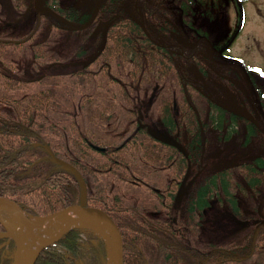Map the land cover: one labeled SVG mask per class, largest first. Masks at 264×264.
<instances>
[{"label":"trees","instance_id":"trees-1","mask_svg":"<svg viewBox=\"0 0 264 264\" xmlns=\"http://www.w3.org/2000/svg\"><path fill=\"white\" fill-rule=\"evenodd\" d=\"M7 1L9 5L10 1ZM18 1L29 5L31 0ZM47 2V7L75 23L85 24L92 15L91 10L88 13L86 7L63 8L64 6L57 4V0ZM185 2L186 0H178L184 8ZM100 4L101 10L96 22H104L100 30H104L105 34H95L96 23L85 30V35L78 40V49L73 58L88 57V61L79 68L75 66L74 70H66L76 85L89 88V85L95 83L102 87V74L109 77V81H115L117 78L112 68L113 62H118L119 67L132 62L135 72L144 74L147 58H150L151 65L158 63L164 67V72L170 71L167 55L144 45V39H148L143 37L142 28L127 9V6L134 7L133 2L100 0ZM18 10L20 8H14L16 13ZM5 12L8 15L12 13L11 9ZM183 15L186 18L187 14ZM37 16L36 22L33 21L29 28V33L19 32L16 36L11 34L15 30L13 29L7 33L8 37H0V197L14 200L29 214L41 217L81 202L78 179L48 157L49 153L45 148L48 145L59 158L67 160L81 171L89 189L88 205L105 210L116 220L123 235L125 264H264V230L259 233L250 229L241 243H204L205 237L202 236V228L205 227L203 215L212 206L211 200L218 190L225 193L226 204L232 214L239 218L245 217L236 190L239 187L248 196L251 190L260 189L264 185V158L257 156L255 160L236 162L235 165L213 172L207 170L208 174L195 187L194 199L188 205L182 206L183 219L180 221L173 202L174 197L171 198L173 194L167 190L164 191L170 195L168 199L163 198V204L161 199L152 205H146L145 202L129 203L111 183L110 177L128 184L142 182L136 174L152 169L157 154H160L161 160L162 147L165 145L160 143V148L156 150L153 139L141 136L140 129L138 134L132 129L124 138L104 144L98 138L97 128L102 126L98 123L112 118L97 112L95 114H99L98 117L84 116L86 120H83V129L75 126L78 124L75 118L63 128L58 125L52 118L54 116L50 115L59 113L54 102L57 87L62 83L59 78L63 74L58 75L55 69L64 56L61 50L54 47V42H60V38L56 36L58 31L60 35L63 31L66 37V31H71V35H77L78 31L54 17L51 12ZM47 18L53 20L49 28L45 27L44 20ZM38 32H43L46 38L35 42L34 37ZM23 34L26 35L22 36ZM72 39L63 38V41ZM99 47L101 48L97 51ZM22 55L23 61L31 65L30 76H10V72L17 71ZM207 59L209 58L205 55L199 54L198 61L193 62L192 66L177 68V71H183L181 77L184 79V87L193 84L188 81V71L191 77L200 80L196 85L202 86L211 80L208 77L211 71ZM182 60L186 61L183 57ZM40 65L46 66L45 72H37ZM30 84L40 85L41 89L38 92L25 93L24 90ZM239 87L230 80L219 86V91L224 95L232 88L239 90ZM258 90L256 96L264 110V88L258 85ZM241 92L244 101L237 106H231L224 100L221 102L215 95L207 97L204 93L200 94L203 99L196 103L198 111L195 108L193 110V107L191 109L183 106L184 112L193 120L188 129L193 135L192 140L190 139V152L195 165L201 164L208 152L209 137H205V133L211 132L212 126L221 133L226 132L221 138L222 141H232L234 136L243 132L244 146L251 143L253 137L264 142L263 133L254 122L256 119L248 116V112L254 110L251 96L247 91L243 94ZM89 98L84 102L85 105H81V110L84 109L83 106L87 110L91 108L94 100L93 96ZM259 118L263 121L262 117ZM199 119L203 123L199 124ZM172 121L175 128L177 124L174 119ZM67 126H72L75 133H66ZM100 146L106 149L98 150ZM75 150L77 155L74 156ZM183 161L180 166L185 168L187 163L185 159ZM236 170L244 172L245 183L237 182L234 174ZM183 173H178L180 179ZM153 191L157 195L158 190L154 188ZM2 229L0 224V232ZM15 251L16 246L10 254L4 255V251H0V264H11ZM110 254L109 243L101 234L91 228L78 226L70 229L57 242L47 245L38 255L35 264H109Z\"/></svg>","mask_w":264,"mask_h":264},{"label":"flooded vegetation","instance_id":"flooded-vegetation-1","mask_svg":"<svg viewBox=\"0 0 264 264\" xmlns=\"http://www.w3.org/2000/svg\"><path fill=\"white\" fill-rule=\"evenodd\" d=\"M35 1L36 0H34L33 4L31 5H24L22 3H19L18 0H14V3L12 2L14 6H10L6 9L25 7L35 8ZM90 1H95V7H93V10H91V19L97 9V4L99 3L100 6L101 4L100 0ZM129 1L133 2L134 7L129 8V6H127V9L130 11L131 17L133 16V18L142 28V32L144 34L143 37H146L148 39H144V45L153 49H157V52L163 54L164 56L167 55L170 60V71L164 72V67L158 63L151 65L150 58H147L148 61L146 62L144 68L145 73L141 78H143V80L145 81L148 80L147 88L152 92V95L149 99L150 103L146 105L145 110V101H143L142 97H139V94H137L138 91L135 85V78L139 77V74L135 72L136 68L134 63L128 62L126 63V65L119 67L118 62H113L112 68L116 73L117 79L115 81H109V77H106L104 76V74H102L101 81L103 82V85L105 81H109L110 83L115 82L119 84V99H122V102H124V104H121L115 110H105V112L101 114H106L107 116H113V114L132 116L134 127L129 128L127 132L133 129L136 134H138L139 129L142 130V132H140L139 134L146 139L151 137L154 142L153 144L156 145V150L160 148V143H162V146L165 145L164 147H162L163 153L161 155V160L159 158L160 154H157L156 152V160L155 163L152 164L154 168L140 171L139 175L141 176L138 175V178H141L142 182L131 184H144L145 182L143 181L146 180V178L150 177L147 174H150L151 176L155 174L157 177H155L154 179L157 180L154 182V184H148L147 186H145L147 187L146 190L151 191V194H149L148 192H146L147 195L143 193L142 199H148L154 196L155 198H157L156 202H159V199H161L163 204V198L167 197L168 199V195L173 194V196L171 195V198L173 199L174 197L173 202H175V207L177 208L178 212L177 217H179L180 221L183 219V216L181 214L182 206L188 205L189 202L194 199V193L196 191L195 187L200 185V181L206 174H208L206 173V171L211 167V163L207 159L208 152L205 154V157L203 158L201 164L195 165L192 160L190 152V139L191 137H193V135L189 131L188 127L189 125H191V123H193V120L192 117L189 119V116L183 110V106H188L191 109L193 107V110L194 108L197 109L196 103L198 104L203 99L200 97L201 93H204L207 97L215 95L216 98H218L221 102L222 100L225 101L226 97L222 94V92L219 91V86L227 84L230 80L234 82L239 80V82H243L244 86L248 88L247 90L249 92V96H251L253 102L254 110H250V112H248V116L252 119H256L254 122L257 124V127L263 133L264 137V117L260 109H263V107L259 104V98H257L256 96V94L259 93V90L258 85H256L257 81L255 80V76L252 74L251 70L242 59H239L229 53L230 48L233 47L234 42L239 38L242 23L247 17L246 7L251 0H186L185 8L181 3H178V0ZM60 4H64V2L60 0ZM9 5H11V3ZM46 5H48L47 0L45 6ZM233 5L236 6V9L238 11L237 19L238 22H241V25L235 32H231V30H229L228 32V21L229 19H231L228 11L229 8ZM185 13L187 14L186 18L183 15ZM98 16L99 14L96 17L97 19ZM97 19L90 25V27L96 23L97 25L95 26V34L101 35L104 30H100L102 24H100V22L97 23ZM67 20L71 19L68 18ZM62 22L64 21L62 20ZM72 22L75 23L74 21ZM62 27L66 28L63 25ZM89 28H86L85 30H88ZM14 29H17V27H15ZM100 48L101 47H99L97 51H99ZM199 54H202V56L205 55L209 58L206 61L208 66H210L211 73L208 75V77H210L211 80L206 81L204 79L206 82L202 86H200V84L196 85V83H199L200 80L197 81L196 78L191 77L190 72L188 71V81L193 84L184 87V79L181 77L183 71H177V68H188V66H192L194 64L193 62L198 61L197 59ZM182 57L186 60L185 62L182 60ZM241 61L245 64L248 73L249 75H251L252 81L255 85L253 96L251 95L249 86L247 85V82L239 69V64ZM103 64H100V66H103ZM124 67H126V69L128 70V74L126 77L127 81H129V86L127 88L124 87L125 85L122 86L120 81V79L122 78L120 73H123ZM220 72H222V74ZM216 73H218L219 75H217ZM196 90L199 93L196 92ZM126 102L131 103L130 106L125 104ZM153 108H155L156 111H154ZM190 114L192 113L190 112ZM259 117H262L263 121H261ZM172 119H174L175 123L177 124L175 128L173 127ZM198 122L199 124L203 123L200 119L198 120ZM149 127H152L158 133L162 132L167 136L172 137L177 142L182 144L187 150V153H189V157H187L186 154L180 151L175 145H169L156 139L149 132ZM224 134H226V132H224ZM209 135L210 132L205 133V137H210ZM98 138L101 140L100 137ZM251 139L252 142L248 145L243 146L244 148L252 146L253 142L256 139H259L261 142H256L255 147L259 146L263 149H256V151L258 152L255 151L256 155L251 160H255L257 156H261L264 158V142H262V140L258 137H253ZM97 149L105 150L106 147L100 146ZM76 151L77 150L74 151V156L77 155ZM48 157L51 159L50 154L48 155ZM177 157L179 158L178 160L176 159ZM183 159H185L187 163V166L185 168L183 165L180 166V164L184 163ZM190 164V175L187 177V172ZM165 165H167L168 167H165ZM182 171L184 173L182 178L180 179L178 173ZM161 173L164 177L160 182L158 178L159 176H161ZM236 173L238 174V177L241 176V178L244 179V172L236 170ZM165 177H167L168 180H166ZM157 185H160L161 188ZM154 188L158 190L157 195H155L153 191ZM261 188L263 189V194L261 193ZM261 188H258L257 190H251L250 194L254 196L262 195V197L264 198V185H262ZM164 190L169 191L170 194H167ZM180 192H183L181 195L182 197L179 196ZM174 195L176 196V198ZM132 196L133 194L127 195V197L125 198L126 201L129 200V203L135 202V200L131 198ZM236 196H238L239 199L248 197L244 195L242 189L239 187L236 190ZM240 196H243V198ZM216 197L214 196L213 199L223 201L226 204L225 193H222L221 198H219L218 195H216ZM213 199L211 200V204ZM165 202H167V200ZM144 204L151 205L148 202H145ZM261 213L263 214H260L259 217L257 216L254 218H247V215L244 214V212V218H239L234 215L237 219L239 218L241 225H243L240 227H243L241 233L244 234V237L247 236L250 229L259 231V233L260 231L264 230V208L261 210ZM192 224L193 226H195L194 222ZM1 232H4V229H2ZM1 240L2 242L0 243V246H5L0 251H4V255L6 253L10 254L12 249L15 247L14 242L11 241L9 244H7L6 238ZM204 243L211 242L204 241ZM213 243L216 244L215 242Z\"/></svg>","mask_w":264,"mask_h":264},{"label":"rangeland","instance_id":"rangeland-1","mask_svg":"<svg viewBox=\"0 0 264 264\" xmlns=\"http://www.w3.org/2000/svg\"><path fill=\"white\" fill-rule=\"evenodd\" d=\"M11 5H8L7 0H0V37L5 38L8 37L7 33L9 34L10 30H13L15 27H17V30H13L11 34L16 35L17 33H29V28L32 26V23L36 22V19L38 18L37 10H35L34 7H25L20 8V10L14 11V9H11V14H6L5 11H7L10 6H14L12 2L14 3V0H9ZM30 1V0H29ZM64 2V4H60V0L57 1V3L60 6H64L63 8L68 7H74V8H81L86 7L87 12L90 10H93L94 1L90 0H61ZM34 0H31L29 5L33 4ZM74 2V3H72ZM5 10L3 11L2 9ZM19 12V13H18ZM229 16L231 19H229L228 23V32L231 30V32H235L239 26L241 25V22H238V11L236 9V6L233 5L229 8ZM246 13L247 17L244 19L242 23V28L240 31L239 38L234 42L233 47L230 48V54L233 56L242 59L245 64L249 67L252 74L255 76V80L257 81V85H261L264 88V0H251L246 7ZM20 16V17H19ZM23 16V17H22ZM45 21V27L49 28L51 22L50 18H47ZM17 22V23H16ZM5 23H9L5 24ZM102 28L104 22H101ZM75 25H79L78 22L75 23ZM202 25V24H200ZM85 29H80L77 35H71V31L67 32V37L65 36V33L63 34V31L60 35L59 31L57 32L56 36L59 39V43L56 44L54 42V47L58 50H61L62 56H64L60 60V65L55 69L56 73L58 75L63 74L59 78V81H62L61 86L57 87L56 90V101L54 102L55 106H57V109L59 110L58 114H52L50 116L52 117L56 122H58V125L63 128V126L67 123H71L72 120L75 118L78 120V124L75 125L76 127H84L83 120H86L84 116H96L98 117L99 114L97 113H104L105 110L110 109H117L121 104H124L122 102V99L120 98L119 94V87L120 85L117 83H110L109 81H105L104 85L102 87H98L95 83L92 85H89V88H85L81 86L76 85L72 78L67 75L66 70L71 71V69L74 70V67L76 68L83 64H85L88 61V57L86 58H78L74 59V55L77 52L78 49V40L80 37H83ZM56 31V30H54ZM44 32V31H43ZM37 33L34 37V41L38 42L40 39L46 38L44 33ZM96 32V31H95ZM70 34V36H68ZM26 34H23L22 36H25ZM83 35V36H82ZM17 36V35H16ZM15 36V37H16ZM21 36V37H22ZM73 38L71 41H63V38ZM80 41V40H79ZM59 45V46H58ZM24 55L21 56V63L18 66L17 71L10 72V76L16 75L17 77H29L31 73V65L25 63L23 61ZM66 58V59H65ZM69 59V60H67ZM23 64V65H21ZM24 70H20V69ZM46 66L40 65L37 72L43 73L45 72ZM55 68V67H53ZM123 73H120L121 75V84L124 87L129 86V81H127V74L128 70L126 67L123 69ZM11 71V70H10ZM234 72V71H233ZM142 75L143 73H139V77L135 78V85L137 89V94H139V97H142V100L145 101L144 107L146 110V105L150 103L149 99L152 95V92L148 90L147 88V82L148 80H143ZM101 81V80H100ZM237 85L240 86L239 90H235L232 88L230 91H228L226 94H224L226 103L228 102L229 105L237 106L243 104L244 98L239 94H243V92L247 91L248 88L244 86L243 82H239V80L236 81ZM43 86V85H42ZM47 87V86H44ZM41 89L40 85L37 84H30L29 87H26L24 90L25 93L29 92H38ZM249 94V92H248ZM89 96H93L92 100L93 104L90 105V109H85L86 106H83L84 109L81 110V105H85L84 102L89 100ZM125 104L129 105L131 103L126 102ZM154 111L155 108H153ZM90 111V112H88ZM81 112V113H80ZM84 118V119H83ZM112 119H105V121H101L98 123V125H102L100 128H98V137L101 138L104 144H110L112 142L120 140L121 138H124L127 135V131L129 128L134 127V121L132 119V116L128 115H121V114H113L111 116ZM83 124V125H82ZM74 126V125H73ZM74 126V127H75ZM66 133L73 134L75 133V129L72 126H67L65 128ZM210 137L208 138L209 145H208V154L207 159L211 163V167L209 171H214L220 168H224L225 166H232L235 162H243L246 160H251L255 155L256 149L263 150L261 147H255L256 142H259V139H256L253 142V145L250 147H243V142L245 140V134L243 132L237 134V136H234V139L232 141H222L221 138L223 137V133L220 131L214 129L213 127H210ZM261 142V141H260ZM258 152V151H256ZM152 168H154L152 166ZM210 173V172H209ZM153 174V173H151ZM139 175V174H137ZM150 177L146 178L143 182L144 184L140 185H132L131 183L128 184L126 182L117 181L115 177L111 178V183L116 186L118 192L124 195L126 198L127 195L133 194L131 198L135 200V204H141L142 202H148L152 205V203L157 201V198L152 196V198L148 199H142L143 193L146 194L148 192L151 194L150 190H146L148 184H154V182L157 179H154L157 177L155 174L152 176L150 174H147ZM238 174L235 173V178L237 177V182L245 183L244 179L237 176ZM141 176V175H139ZM163 175L161 173V176H159L160 182L163 179ZM166 180L167 177H165ZM239 180V181H238ZM161 188L160 185H157ZM261 193L263 194V189L261 188ZM126 195V196H125ZM147 195V194H146ZM216 195L218 197H222L221 190H218ZM150 196V195H149ZM151 197V196H150ZM216 197V196H215ZM243 198V196H240ZM217 198V197H216ZM218 199V198H217ZM217 199H213L212 201V207L210 209H207L204 213V228H202V236H204V241H210L211 243L215 242L216 244H229L230 242L235 243H241L244 242V234L241 233V230L243 226L241 225L239 218L237 219L234 214H232L231 209L228 204H225L223 201H219ZM129 202V200H127ZM241 207L243 209L244 214H246L247 218H254L259 217L261 213V210L264 208V198L262 195L254 196L250 194L248 197H245L243 199H240ZM258 219V218H257ZM101 231V230H100ZM105 236L107 237V242L109 245H111L110 239L108 237L109 232L104 229L102 231ZM36 250V249H35ZM113 253V252H112ZM244 264H251V262H246ZM253 264V262H252Z\"/></svg>","mask_w":264,"mask_h":264},{"label":"water","instance_id":"water-1","mask_svg":"<svg viewBox=\"0 0 264 264\" xmlns=\"http://www.w3.org/2000/svg\"><path fill=\"white\" fill-rule=\"evenodd\" d=\"M46 0H36L35 1V10H37L39 15H43L47 13V11H51V13L58 19L63 20L66 24L70 25L73 30H80V29H86L89 28L90 25L97 19V15L100 11V5L97 4V9L94 12L93 16L91 17L90 21L83 25H75L71 20H67L64 16H62L60 13L49 9L47 6H45ZM239 69L241 71V74L244 76L247 85L250 88L251 95H254L255 91V85L252 81L251 75H249L248 70L241 61L239 64ZM261 112L264 117V111L262 108ZM149 132L159 141H162L166 144H173L175 145L180 151L184 152L187 157H189V153H187V150L184 148L182 144L177 142L172 137L167 136L166 134L162 132L155 131L152 127H149ZM45 148L48 150L50 157L53 162L59 164L62 166L63 169H66L71 174L75 176L76 179H78L80 183V190H81V196H80V203H77L76 205H72L67 207L66 209L56 211L54 214L47 215L46 217L41 216H33L27 212L25 208H23L19 203H16L14 200H10L6 197H0V224L4 228V232L0 233V238L7 239V244H9L11 241L14 242L16 247V251L13 254V261L11 264H35L38 255L40 252L47 247V245L55 243L58 241L59 238H61L64 234H66L70 229L76 228L78 226L91 228L95 232H98L101 234L107 241V237L105 234L95 227H93L91 224H88L90 222H99L101 221L103 223L104 229L109 232L110 235H108L111 245L110 247V257L108 260L109 264H125L124 262V241H123V235L120 231L117 222L108 215V213L105 210H102L101 208H95L88 206V187L86 179H84L82 173L79 169L75 168L71 163L68 161H64L63 159H60L56 156L54 150L50 148L48 145L45 146ZM191 170V164L187 172V177L190 175ZM183 192H180L179 196L182 195ZM182 197V196H181ZM3 204L6 205L3 206ZM74 216L73 223L69 225L66 229H64L61 234L58 235L57 238L47 242L46 244L39 245L35 244V231L37 228H43L49 222H52L56 220L57 218H63L67 216ZM15 219V225H12L9 221V219ZM38 219L40 220V223H34L33 220ZM264 222V221H263ZM32 240L34 244L36 245L35 253L32 255L30 259H27L25 256V245ZM5 245L0 246V250ZM113 252V253H112Z\"/></svg>","mask_w":264,"mask_h":264},{"label":"bare ground","instance_id":"bare-ground-1","mask_svg":"<svg viewBox=\"0 0 264 264\" xmlns=\"http://www.w3.org/2000/svg\"><path fill=\"white\" fill-rule=\"evenodd\" d=\"M3 206L6 207L5 204H3ZM74 216H67V217H63V218H57L56 220L49 222V224H47L45 227L43 228H37L35 231V244L37 242V244L42 245V244H46L47 242L55 239L58 237L59 234H61V232L66 229L69 225H71L73 223L74 220ZM15 219L10 218L9 221L12 225H15V221H13ZM33 222L36 223H40V220L35 219L33 220ZM88 224H91L93 227H95L96 229L100 230H104V226L103 223L101 221L97 222H90ZM34 244V242L32 240H30L26 245H25V256L27 259H30L32 257V255L35 253V249H36V245Z\"/></svg>","mask_w":264,"mask_h":264}]
</instances>
